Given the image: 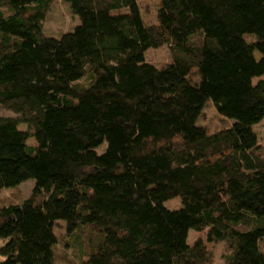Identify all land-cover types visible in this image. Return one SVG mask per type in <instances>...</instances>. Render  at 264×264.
Here are the masks:
<instances>
[{"label":"trees","instance_id":"16d2710c","mask_svg":"<svg viewBox=\"0 0 264 264\" xmlns=\"http://www.w3.org/2000/svg\"><path fill=\"white\" fill-rule=\"evenodd\" d=\"M51 1L0 0V106L25 124L0 117V190L34 180L0 200V229L23 216L0 264H57V220L97 229L81 264H213L217 241L225 264H264V0H163L154 22L137 0H63L60 36ZM208 99L228 126L197 124Z\"/></svg>","mask_w":264,"mask_h":264},{"label":"rangeland","instance_id":"374dc122","mask_svg":"<svg viewBox=\"0 0 264 264\" xmlns=\"http://www.w3.org/2000/svg\"><path fill=\"white\" fill-rule=\"evenodd\" d=\"M163 0H137L140 5L141 16L147 22H154L156 11ZM117 12V11H115ZM78 23L77 17L71 12L69 5L63 0H52L49 11L42 21V30L46 35L60 36L62 33L71 30ZM256 59H259L258 52H255ZM145 59L156 66H161L171 61L170 52L167 45L163 44L158 48H148L145 51ZM85 79L77 83L85 84ZM0 117L10 118L18 123L22 129L25 124L21 121V115L14 113L0 106ZM232 120L222 117L216 111L215 105L211 99H208L197 120V124L204 125L208 130L215 131L228 126ZM257 134L258 151L264 157V117L253 127ZM28 143L33 144L32 139ZM34 186L33 179H27L20 183L15 189L0 190L1 202L16 200L18 197H28ZM16 196V197H15ZM164 205L170 209H177L181 206L178 197L171 198L164 202ZM22 213L16 212L15 218L0 229V245L3 240L9 237L14 231L19 230L22 221ZM54 234L57 237L54 255L57 264H81L84 253L87 252L98 239L97 229L94 226H85L81 230H76L74 234H68L63 220H57L54 226ZM203 232L190 230L188 241L192 243ZM229 246L225 241H217L209 244V250L213 259V264H225L223 255L229 252Z\"/></svg>","mask_w":264,"mask_h":264}]
</instances>
